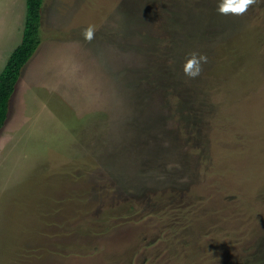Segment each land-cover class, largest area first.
<instances>
[{"label":"rangeland","instance_id":"1","mask_svg":"<svg viewBox=\"0 0 264 264\" xmlns=\"http://www.w3.org/2000/svg\"><path fill=\"white\" fill-rule=\"evenodd\" d=\"M216 4L44 0L0 126V264H264V0ZM25 17L0 0V72Z\"/></svg>","mask_w":264,"mask_h":264},{"label":"trees","instance_id":"2","mask_svg":"<svg viewBox=\"0 0 264 264\" xmlns=\"http://www.w3.org/2000/svg\"><path fill=\"white\" fill-rule=\"evenodd\" d=\"M44 0H26L21 42L11 52L0 72V126L6 121L9 104L20 72L41 43V10Z\"/></svg>","mask_w":264,"mask_h":264},{"label":"clouds","instance_id":"3","mask_svg":"<svg viewBox=\"0 0 264 264\" xmlns=\"http://www.w3.org/2000/svg\"><path fill=\"white\" fill-rule=\"evenodd\" d=\"M256 0H217L216 12L220 15H242L248 10V7L254 4ZM85 37L88 40L93 38V29L85 31ZM207 63V56L193 52L185 60L181 67L184 76L189 79H196L201 75L203 64Z\"/></svg>","mask_w":264,"mask_h":264}]
</instances>
